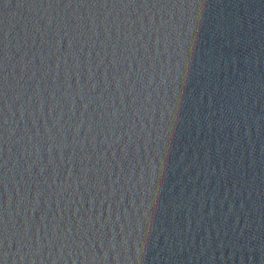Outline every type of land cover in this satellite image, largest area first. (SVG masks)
Segmentation results:
<instances>
[{
  "label": "water",
  "instance_id": "1",
  "mask_svg": "<svg viewBox=\"0 0 264 264\" xmlns=\"http://www.w3.org/2000/svg\"><path fill=\"white\" fill-rule=\"evenodd\" d=\"M0 264H264V0H0Z\"/></svg>",
  "mask_w": 264,
  "mask_h": 264
}]
</instances>
